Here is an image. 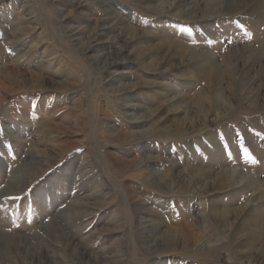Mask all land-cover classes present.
<instances>
[{"label": "rangeland", "instance_id": "374dc122", "mask_svg": "<svg viewBox=\"0 0 264 264\" xmlns=\"http://www.w3.org/2000/svg\"><path fill=\"white\" fill-rule=\"evenodd\" d=\"M168 1L0 0V264H264V0Z\"/></svg>", "mask_w": 264, "mask_h": 264}, {"label": "bare ground", "instance_id": "6f19581e", "mask_svg": "<svg viewBox=\"0 0 264 264\" xmlns=\"http://www.w3.org/2000/svg\"><path fill=\"white\" fill-rule=\"evenodd\" d=\"M140 2H142V3H144V4H148V3H150L152 0H139ZM206 0H194L192 3H189V4H185V7H187L186 8V10H188L189 12L190 11H192V12H194V11H196V10H198V7H199V5L200 4H203L204 2H205ZM211 2V1H210ZM221 3V2H220ZM225 3H226V5H225V8H224V12L225 11H227L228 13L229 12H234V11H238L239 9H238V7H242V6H248V4H243V5H240L239 6V1H237V0H225ZM180 5H183V3H182V0H170V1H168V3H167V5L165 4L163 7H172V6H180ZM210 8V11H207L206 13H204L205 15H211V14H215L216 13V11H215V8L213 9V8H211V7H209ZM218 10V9H217ZM126 27H128V26H126ZM106 28H109V27H104V28H102V30L103 29H106ZM124 30V29H123ZM135 31V30H134ZM133 31V32H134ZM70 33H71V37H73V40H79L80 39V36H78L79 34H78V32H73L72 33V31H70ZM106 33L104 32V30L103 31H101V32H96L95 33V35H93L92 37H91V40H93V41H99L96 45H99V44H101V43H103V41H100L101 40V38H102V36H104ZM133 34V33H132ZM108 41V40H107ZM91 42V41H90ZM94 46V45H92V44H90V43H88L87 45H85V50H91V49H95L97 46ZM126 47V46H125ZM184 50H186V49H184ZM122 52V49L120 50V53ZM190 53H191V55L193 56V57H195L196 59H198V60H200V61H203V60H206V59H204L205 58V55L204 54H200V53H196V52H194L193 50H190ZM120 56V55H119ZM189 56H190V54H189ZM255 57V56H254ZM119 58V57H118ZM117 58V59H118ZM195 58H193L194 60H195ZM251 58V57H250ZM250 59H248L247 61H249ZM117 62H118V60H116V58H106L105 59V61H104V67L105 68H111L112 66H114V65H116L117 64ZM199 62V61H198ZM251 63V62H250ZM254 62H252V64H253ZM212 104H214V103H212ZM198 106V105H197ZM129 108H138V106H136V105H133V106H128ZM199 107V106H198ZM202 107V106H201ZM218 110V109H217ZM147 113V112H146ZM155 116H156V111L154 110V111H150V112H148L147 114H144L143 116H136L131 122L132 123H134V124H140V123H143V122H145V121H147V120H153V119H155ZM159 122H161V121H159ZM144 124V123H143ZM45 127V126H44ZM144 134H146L145 132H143V131H139L138 133H137V135L138 136H141V135H144ZM146 161L147 162H151L152 161V158H146ZM193 173H191V175H189L188 174V176H185L184 177V179L185 178H187V177H191V182L190 183H192V182H196V184L198 185H196V188L197 187H199V188H197L198 190H197V192L198 193H202V191L203 190H205V186H206V184H205V186L203 185H201V184H203V183H208L209 182V180L212 178L213 179V185H215V187H213V190L215 189V188H233V187H235V186H237L238 184H240V183H242L244 180H246V181H249V176H247V175H244V174H241V173H238L237 171H231V170H222V171H218V172H213L212 174L209 172V177H210V179L206 176V175H204V174H200V173H196L195 174V172L194 171H192ZM152 176H153V178H155L156 180H159V182H154V184H157V185H160V186H166V187H171L172 185L171 184H168L167 183V180H166V177H162L160 174H158L157 172H154V173H152ZM189 177V178H190ZM215 182H217V183H215ZM220 182V183H219ZM252 182V181H251ZM189 185V184H188ZM190 186H191V184H190ZM237 188V187H236ZM209 189V188H208ZM248 204H246V206H247ZM217 214H219L218 212H217ZM223 214L224 215H226L227 216V213H225V212H223ZM228 217V216H227ZM226 218V217H225ZM259 219L260 218H258L257 219V224H259ZM159 228V230H160V227H158ZM234 227H231L230 229H228L229 230V233H227V235H226V239H229V238H234V239H237L236 238V233H239V229H233ZM163 232H164V230H163ZM166 232H169V231H166L165 230V233ZM171 232V231H170ZM226 232V231H225ZM189 234V233H188ZM258 236H259V232L257 231V232H253V233H251V236L249 237V238H251L250 240H249V242L251 243L250 245L252 246V247H248V249L247 250H244V251H240V252H237V254H238V256H239V258L241 259H245L246 261L247 260H249V262H256V261H264V250L263 249H257L256 247H254V245H252V243H255V242H257L259 239H257L258 238ZM188 237V236H187ZM185 238V237H184ZM183 240V239H182ZM255 240V241H254ZM218 241V240H217ZM220 241V240H219ZM244 242V241H243ZM263 244V243H262ZM262 246H264V244L262 245ZM261 248H263V247H261ZM256 249H257V251H256ZM255 250V251H254ZM238 258V259H239Z\"/></svg>", "mask_w": 264, "mask_h": 264}, {"label": "snow or ice", "instance_id": "6c2138e0", "mask_svg": "<svg viewBox=\"0 0 264 264\" xmlns=\"http://www.w3.org/2000/svg\"><path fill=\"white\" fill-rule=\"evenodd\" d=\"M244 152H245L247 159L251 160L252 162H255L254 158L248 153V150L246 148L244 149ZM13 199H20V197L16 196Z\"/></svg>", "mask_w": 264, "mask_h": 264}]
</instances>
